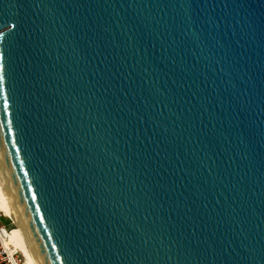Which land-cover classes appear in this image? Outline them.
I'll return each instance as SVG.
<instances>
[{
    "label": "water",
    "instance_id": "95a60500",
    "mask_svg": "<svg viewBox=\"0 0 264 264\" xmlns=\"http://www.w3.org/2000/svg\"><path fill=\"white\" fill-rule=\"evenodd\" d=\"M0 190L33 264H264V0H0Z\"/></svg>",
    "mask_w": 264,
    "mask_h": 264
},
{
    "label": "bare ground",
    "instance_id": "6f19581e",
    "mask_svg": "<svg viewBox=\"0 0 264 264\" xmlns=\"http://www.w3.org/2000/svg\"><path fill=\"white\" fill-rule=\"evenodd\" d=\"M0 213L7 219L11 221L13 224L14 233H6V235L3 236V246L4 249H6L9 252H18L23 257V263L24 264H33L25 246L21 239V236L18 232V229L15 225V222L12 218V215L8 209V206L5 202V199L2 195V192L0 190Z\"/></svg>",
    "mask_w": 264,
    "mask_h": 264
},
{
    "label": "built area",
    "instance_id": "2783aa9c",
    "mask_svg": "<svg viewBox=\"0 0 264 264\" xmlns=\"http://www.w3.org/2000/svg\"><path fill=\"white\" fill-rule=\"evenodd\" d=\"M1 219H6L10 225L11 228H13V224L11 221L7 218H5L1 213H0V220ZM6 228H0V264H24L23 259L21 258L20 253L18 252H9L6 249H4L3 246V236L6 235L7 233Z\"/></svg>",
    "mask_w": 264,
    "mask_h": 264
},
{
    "label": "rangeland",
    "instance_id": "374dc122",
    "mask_svg": "<svg viewBox=\"0 0 264 264\" xmlns=\"http://www.w3.org/2000/svg\"><path fill=\"white\" fill-rule=\"evenodd\" d=\"M6 228L8 231V233H9V231H11L13 228H11V225H10V223L6 220V219H1L0 220V228ZM21 255V254H20ZM21 258L23 259V257L21 256ZM24 260V259H23Z\"/></svg>",
    "mask_w": 264,
    "mask_h": 264
},
{
    "label": "trees",
    "instance_id": "16d2710c",
    "mask_svg": "<svg viewBox=\"0 0 264 264\" xmlns=\"http://www.w3.org/2000/svg\"><path fill=\"white\" fill-rule=\"evenodd\" d=\"M9 233H14V229H12L11 231H9Z\"/></svg>",
    "mask_w": 264,
    "mask_h": 264
}]
</instances>
